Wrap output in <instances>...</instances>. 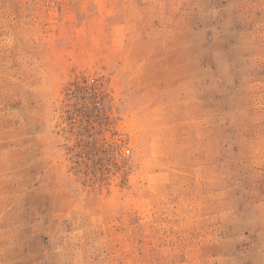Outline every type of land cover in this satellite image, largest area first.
Wrapping results in <instances>:
<instances>
[{"label": "rangeland", "instance_id": "rangeland-1", "mask_svg": "<svg viewBox=\"0 0 264 264\" xmlns=\"http://www.w3.org/2000/svg\"><path fill=\"white\" fill-rule=\"evenodd\" d=\"M0 264H264V0H0Z\"/></svg>", "mask_w": 264, "mask_h": 264}, {"label": "built area", "instance_id": "built-area-1", "mask_svg": "<svg viewBox=\"0 0 264 264\" xmlns=\"http://www.w3.org/2000/svg\"><path fill=\"white\" fill-rule=\"evenodd\" d=\"M129 153H130L129 149L125 150V154H129Z\"/></svg>", "mask_w": 264, "mask_h": 264}]
</instances>
